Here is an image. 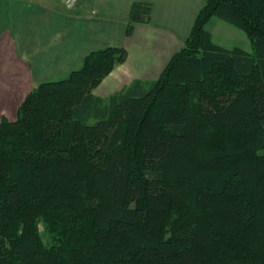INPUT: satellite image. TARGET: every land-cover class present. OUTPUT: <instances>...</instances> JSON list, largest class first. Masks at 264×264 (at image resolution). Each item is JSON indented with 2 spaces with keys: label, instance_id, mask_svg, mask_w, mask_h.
<instances>
[{
  "label": "trees",
  "instance_id": "16d2710c",
  "mask_svg": "<svg viewBox=\"0 0 264 264\" xmlns=\"http://www.w3.org/2000/svg\"><path fill=\"white\" fill-rule=\"evenodd\" d=\"M126 59L91 52L0 117V264H264V0H204L156 80L95 96Z\"/></svg>",
  "mask_w": 264,
  "mask_h": 264
},
{
  "label": "crops",
  "instance_id": "0c3cea01",
  "mask_svg": "<svg viewBox=\"0 0 264 264\" xmlns=\"http://www.w3.org/2000/svg\"><path fill=\"white\" fill-rule=\"evenodd\" d=\"M133 3L152 7L148 25L125 36ZM204 0H79L72 11L55 0H0V117L13 121L20 103L39 84L66 79L91 52L127 51L107 81L114 94L134 80L158 78L187 38ZM98 86V87H99ZM94 94V93H93ZM95 95L102 99L108 98Z\"/></svg>",
  "mask_w": 264,
  "mask_h": 264
},
{
  "label": "rangeland",
  "instance_id": "374dc122",
  "mask_svg": "<svg viewBox=\"0 0 264 264\" xmlns=\"http://www.w3.org/2000/svg\"><path fill=\"white\" fill-rule=\"evenodd\" d=\"M205 28L212 35V40L215 44L227 49L238 47L246 52L249 53L252 52L250 44L244 32L233 27L232 25L220 19L212 18L207 23ZM113 91H114V86L109 85L107 81L104 85H101L96 89H94L93 93L94 95H101L106 97L110 95ZM39 229L41 235L45 237L43 233V227L41 224H39Z\"/></svg>",
  "mask_w": 264,
  "mask_h": 264
},
{
  "label": "built area",
  "instance_id": "2783aa9c",
  "mask_svg": "<svg viewBox=\"0 0 264 264\" xmlns=\"http://www.w3.org/2000/svg\"><path fill=\"white\" fill-rule=\"evenodd\" d=\"M62 8H64L67 11H72L79 0H55Z\"/></svg>",
  "mask_w": 264,
  "mask_h": 264
}]
</instances>
